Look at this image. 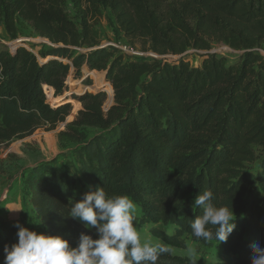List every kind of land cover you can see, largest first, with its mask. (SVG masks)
<instances>
[{
  "label": "trees",
  "instance_id": "trees-1",
  "mask_svg": "<svg viewBox=\"0 0 264 264\" xmlns=\"http://www.w3.org/2000/svg\"><path fill=\"white\" fill-rule=\"evenodd\" d=\"M101 7L129 41L153 55L124 60L97 48L89 21ZM23 25L57 46L39 53L42 62L23 45L0 49V144L65 121L69 99L53 105L49 99L52 89L54 100L68 93L71 69L75 78L83 69L103 72L113 95L105 110L102 91L77 95L81 108L57 132L59 147L69 146L58 155L62 166L52 158L25 174L42 233L73 247L82 232L97 238L95 228L70 217V208L99 186L132 199L135 226H150L169 248H185L189 238L234 264H250L251 245L264 247V156L249 168L258 160L254 147L264 152V0H0V27L10 39ZM214 42L243 52L229 61L209 51ZM188 49L205 52L197 66L167 58ZM204 190L234 213L226 242L191 234L190 223L201 214L194 200ZM17 222L0 215V264L5 246L17 241ZM157 264L196 263L170 251Z\"/></svg>",
  "mask_w": 264,
  "mask_h": 264
},
{
  "label": "rangeland",
  "instance_id": "rangeland-1",
  "mask_svg": "<svg viewBox=\"0 0 264 264\" xmlns=\"http://www.w3.org/2000/svg\"><path fill=\"white\" fill-rule=\"evenodd\" d=\"M70 16L74 15V10L71 4L67 6ZM76 21V19H75ZM89 23L94 32L95 38L98 41L97 48L105 47L117 51L125 59L132 57L134 59L145 60L153 55L150 51L140 50L139 43L129 41L118 28L114 16L104 7H101V12L94 18H91ZM17 45H23L29 49L42 62L40 52L56 47L48 39L42 38L35 34L32 28L28 25H23L18 28L17 38L10 39L3 27H0V49L13 50ZM74 53L85 52L86 48H71ZM211 53L224 55L229 61H233L242 54L243 51L233 50L223 43H212ZM204 51L188 49L181 55H167L169 61L176 60L182 57L192 66H197ZM264 54V53H263ZM61 60V58H58ZM63 61H67L64 59ZM88 76L90 83L84 85L82 78ZM82 78H75L73 69L70 70L66 84L68 85L67 94L63 93L57 100L52 99L53 89L50 95L49 102L53 105L61 97L69 99L71 102V111L66 116L65 121L59 123L52 130L37 129L33 134L23 139L14 140L8 144H0V215L6 216L8 219H16L24 227L30 230H35L42 233L43 227L35 217L34 210L29 204L28 196L24 191V178L28 169L43 161H50L55 158L54 164L59 168L62 166L63 158L59 157V153L68 152L69 146L62 149L57 141V132L64 128L67 122L75 118L77 111L81 108V104L77 100V95L87 92L102 91L105 96L103 109H107L113 102V95L108 91L110 85L104 82V73L101 71L88 72L87 69L82 70ZM91 132V131H89ZM258 160L249 166L251 170L257 168L259 159L264 156V152L257 147H254ZM79 185H76L75 195L78 194ZM75 203V202H74ZM15 209V210H13ZM142 240H151L153 243L161 242L159 239L152 236L149 231L150 226H136ZM157 227L165 231L169 228H163L160 225ZM194 250V255L189 251ZM172 254L189 257L196 264H234L228 258L223 257L214 247H207L191 241L189 238L185 240V248L171 247ZM221 261V262H220Z\"/></svg>",
  "mask_w": 264,
  "mask_h": 264
},
{
  "label": "clouds",
  "instance_id": "clouds-1",
  "mask_svg": "<svg viewBox=\"0 0 264 264\" xmlns=\"http://www.w3.org/2000/svg\"><path fill=\"white\" fill-rule=\"evenodd\" d=\"M194 206L201 214L190 223L192 236L226 242L235 228L231 207L214 204L211 190L200 192ZM135 210V202L127 195L109 194L97 186L70 208V217L86 229L95 228L97 238L82 232L73 247L60 235L38 233L17 222V241L5 246L4 264H157L170 248L141 239L134 224ZM189 251L194 255V250ZM251 252L250 264H264V247L252 244Z\"/></svg>",
  "mask_w": 264,
  "mask_h": 264
},
{
  "label": "crops",
  "instance_id": "crops-1",
  "mask_svg": "<svg viewBox=\"0 0 264 264\" xmlns=\"http://www.w3.org/2000/svg\"><path fill=\"white\" fill-rule=\"evenodd\" d=\"M13 220H14V218H13Z\"/></svg>",
  "mask_w": 264,
  "mask_h": 264
}]
</instances>
